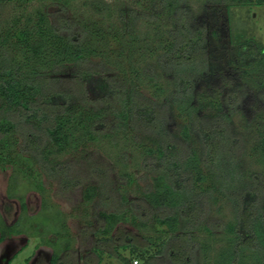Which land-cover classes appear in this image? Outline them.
I'll list each match as a JSON object with an SVG mask.
<instances>
[{
    "label": "trees",
    "instance_id": "1",
    "mask_svg": "<svg viewBox=\"0 0 264 264\" xmlns=\"http://www.w3.org/2000/svg\"><path fill=\"white\" fill-rule=\"evenodd\" d=\"M2 1L5 0L0 3ZM46 1L23 15H14L8 25L0 22V168L10 167L15 180L22 177L45 182L46 178H54L65 168L58 160L60 154L79 147L85 139L94 141L99 135H108L103 132L108 126L103 117L104 108L110 106L111 99L118 98L123 109L114 112L121 121L116 126L146 130V142L134 138L143 155L142 167L154 174L149 185L137 188L142 200L157 209L154 220L165 225L171 234L161 242L159 252L166 249L173 264H195L194 253L199 243L194 232L201 228L211 233L212 228H220L229 236L227 245L217 251L212 264H264L263 177L252 173L251 180L245 182L239 163L241 137L228 130L232 113L245 97L246 86L242 82L228 88L213 85L229 83L214 60L213 50L208 48L217 41L222 52H228L225 40L229 37L228 25L217 22L218 17L213 14H218L220 8L204 4L199 15L192 16L182 8L181 0H147L149 5L144 15L134 8L119 10L122 33L131 38L130 42L136 37L137 19L146 18L158 31L162 16L172 15L173 27L167 30L171 39L166 43L157 42L162 52L156 57V65L161 76L172 79L174 89L159 105L136 89L117 85L107 71L89 65L91 57L103 55L101 49L107 46L103 40L105 33L99 25L87 20L75 26L76 22L66 14L72 0ZM222 2L226 10L235 5L264 4V0H218ZM89 3L98 13L106 10L102 1ZM232 49L228 62L235 70L240 68V78L246 77L249 73L246 68L252 64L259 71H250L264 72L262 45L250 39L236 43ZM13 51L19 55H11ZM149 53L154 54V51ZM200 59L199 71L189 69L192 62ZM143 71L150 81L156 78L154 65L147 64ZM66 73L76 81L77 90L76 86L74 91H66L51 85L54 79H60V74ZM259 84L258 94L264 101L263 78ZM211 88L212 92H206ZM217 92L222 101L215 105L218 109L212 115L214 121L206 122V116L202 115L209 104L205 103L206 99ZM174 112L186 118V123L180 126V144L166 129V122L174 120ZM34 119L39 123L36 127ZM191 136H196L199 146L193 145ZM257 136L254 148L264 168V132ZM184 146L186 151H183ZM121 157L128 156L123 153ZM122 172L126 181L119 188L127 189L135 184V179L130 180L129 174ZM61 180L65 186L77 184L66 178ZM201 182L208 184L194 194L196 185ZM44 187L30 190L43 195ZM101 192L100 187L86 185L82 190L83 201L88 203ZM216 193L230 201L234 219L226 225L201 224L206 201L215 200ZM120 199L123 203L141 205L123 194ZM21 208H25V202L21 203ZM129 213L125 209L121 215L127 220ZM100 215L105 225L97 231L105 235L111 233L119 221L107 227L108 216L113 213L101 212ZM134 224L140 225L135 220ZM18 233V230L14 232ZM9 234L0 231V242ZM145 242L132 253L150 262L156 258L147 254L154 241L147 237ZM201 248L204 250L205 245ZM54 257L57 260V256Z\"/></svg>",
    "mask_w": 264,
    "mask_h": 264
},
{
    "label": "rangeland",
    "instance_id": "2",
    "mask_svg": "<svg viewBox=\"0 0 264 264\" xmlns=\"http://www.w3.org/2000/svg\"><path fill=\"white\" fill-rule=\"evenodd\" d=\"M43 1L27 0L22 4L16 0L2 1L0 3L1 24L8 25L14 15H23L40 6ZM90 1L92 0H72L66 12L76 22L75 26H78L79 21L87 20L99 25L105 33L103 40L106 41L107 46L101 49L103 55L91 57L89 65L107 71L117 85L136 89L154 103L163 104L173 91L174 82L172 79L161 76V71L156 65V57L162 52L157 42L166 43L171 39L167 30L173 27L172 15L162 16L158 31L146 18L137 19L134 25L136 37L133 42H130L131 38L126 33H122L124 31L122 23L118 20V12L120 9L134 8L144 15L149 2L147 0H99L104 2L106 10L98 13L91 7ZM137 1H140L139 4ZM204 4L207 7L220 8L218 14L215 12L213 14L218 17L216 21L228 25L229 30V37L225 39L228 41L226 54L222 52L220 43L217 41H213L208 47L213 50L214 60L229 81L225 86H219L217 83L213 85L215 88H228L233 83L235 85V82H242L246 86L242 104L232 113L228 123V130L232 134H240L241 137L238 147L242 150L239 159L240 169L243 174L245 173V182L251 180L252 173L261 174L264 181L263 164L258 158L259 152L254 148L257 144V135L264 132V101L258 94L261 89L260 78L264 79V72L258 74L257 71H250V69H257L255 64H252L246 68L249 72L246 77L240 78L242 76L240 68L235 70L228 62L232 48L238 42L251 39L264 47V4L235 5L226 10L224 2L218 3V0H181L182 8L187 9L192 16L199 15ZM155 32L159 36L155 35ZM151 51H154V54H150ZM10 54L19 55L14 51ZM147 64L154 65L153 72L156 78L153 81L144 74L143 70ZM201 64V59L196 60L192 62L189 69L192 68L194 72H197L201 69ZM59 76V80L54 79L55 82L51 83L53 88L75 90L74 79L67 73ZM212 91L213 88L206 89L208 93ZM212 95L206 99L205 103L209 104H206L202 111V115L206 116V122H212L214 118L212 115L218 109L215 105L222 101L218 92L214 97ZM101 107L104 106L101 104ZM122 109L118 98L111 99L110 106L104 108L103 112V117L108 121V126L103 132L108 135H99L94 141L85 139L79 147L60 154L58 160L64 163L65 168L60 174L54 175V178H46V184L43 181L39 182L38 179L31 181L19 177L15 180V177L11 175L10 167L0 168V231L14 234L18 230L20 233L7 237L0 243V264H6V261L16 252L8 264H36L33 259L39 245L44 246L43 249L48 251L47 258L50 256V251L53 252V256H57L56 258L63 254L61 264H173L166 255V249L159 252L161 242L166 241L171 234L165 225L154 220L153 215L158 214L157 209L149 207L138 193L137 187L149 185L154 174L142 167L143 155L134 138L139 137L146 142V130L136 126L135 128L117 127L116 123L121 121L114 112ZM37 123L36 119L35 122L33 121V126L36 127L39 124ZM183 123H186L185 116L175 112L174 120L166 122V129L179 144L180 126ZM191 138L193 145L199 146L196 136ZM183 151H186L185 146ZM123 153L128 156L126 159L121 157ZM122 171L129 174L130 180L135 179V184L127 189L119 188L126 181ZM63 178L70 182L76 181L77 184L65 186L62 184ZM207 184L208 182L198 183L194 194L200 193ZM86 185H95L102 191L100 196L94 197L88 203L83 201L82 195ZM41 186H45L43 195L38 191L30 190L32 187L41 188ZM261 192V199L264 200V186ZM122 194L128 200L140 203V207L123 203L120 199ZM215 196V200L206 201L201 214V224L211 226V223L220 222L226 225L233 221L234 211L230 201L222 198L220 194L216 193ZM24 202L25 208H21V203ZM125 209L130 211L127 220L121 215L124 214ZM101 212L113 213V216H108L107 227L111 222L119 221L112 232L106 235L97 231L105 225ZM134 220L140 225H135ZM211 231L207 233L200 228L194 232L199 243L194 253L195 264H212L217 251L227 245L226 240L229 234L225 233L224 229L212 228ZM147 237L154 241L153 246L148 247L147 254L156 256L150 262L132 253L133 250L136 251L138 247L146 244ZM201 245H205L204 250ZM40 264L48 263L42 261Z\"/></svg>",
    "mask_w": 264,
    "mask_h": 264
},
{
    "label": "flooded vegetation",
    "instance_id": "3",
    "mask_svg": "<svg viewBox=\"0 0 264 264\" xmlns=\"http://www.w3.org/2000/svg\"><path fill=\"white\" fill-rule=\"evenodd\" d=\"M20 233H18V235H19ZM14 234H9V235H7L3 240H5L7 237H10V236H13ZM3 240L1 241V242H3ZM0 242V243H1ZM43 247L44 246H42V245H39L38 246V249H36L37 251H36V255H35V257H34V259L33 260H35L36 262V264H40L42 261L43 262H45V261H47V263L48 264H61V259H62V256H63V254L62 255H60V257L59 258H57V260H55V257L53 256V252L52 251H50L51 253H50V256H49V258H47V252L48 251H45V249H43ZM47 248V247H46ZM17 253V252H16ZM16 253H14L7 261H6V264H8L9 263V261H10V259L11 258H13L14 257V255L16 254Z\"/></svg>",
    "mask_w": 264,
    "mask_h": 264
}]
</instances>
